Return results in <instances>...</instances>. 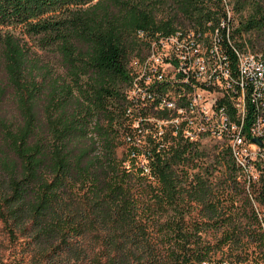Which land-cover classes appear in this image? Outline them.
<instances>
[{
  "label": "trees",
  "instance_id": "1",
  "mask_svg": "<svg viewBox=\"0 0 264 264\" xmlns=\"http://www.w3.org/2000/svg\"><path fill=\"white\" fill-rule=\"evenodd\" d=\"M229 4L242 16L236 27ZM229 4L0 0V28H21L64 71L45 69L17 39L0 35V219L12 241L21 235L34 247L38 264H213L218 252L214 264L264 260V212L254 209L249 193L257 185L230 147L218 146L203 166L199 144L174 136L170 113L152 109L171 127L162 141L135 168L119 154L127 110L144 128L143 105L130 102L126 91L134 89L132 58L151 42L193 30L206 42L220 35L228 45L229 35L234 46L264 54V0ZM250 123L248 117L245 129ZM254 199L264 206V184ZM210 230L221 234L214 242L203 236Z\"/></svg>",
  "mask_w": 264,
  "mask_h": 264
},
{
  "label": "built area",
  "instance_id": "2",
  "mask_svg": "<svg viewBox=\"0 0 264 264\" xmlns=\"http://www.w3.org/2000/svg\"><path fill=\"white\" fill-rule=\"evenodd\" d=\"M172 37L182 43L166 61L171 62L173 78L185 77L190 80V87L178 90L161 87L165 74H160V82H153V74H157L163 59L156 60L157 65L148 61L142 76L134 82L132 92L136 95L132 102L135 106L139 100L143 106L147 102L151 110H168L172 117L185 113V109L180 108L181 94H189L188 105L195 106V113L188 116L183 125H175L173 135L180 134L185 141L196 144L207 138L226 141L232 155L241 161V169L248 175L250 169L257 173L255 162L264 160V92H260V82H264L263 54L234 46L229 35L228 45L220 35H216L214 42H206V34H196L193 30L178 31L169 38ZM207 44H216L213 64L203 63ZM210 67H217L215 81H208ZM246 91H253V98H246ZM248 117L251 123L245 129ZM194 132H203V139L193 140ZM164 133L161 131L160 136ZM255 139L261 140L262 145L255 143ZM145 172L149 173V168Z\"/></svg>",
  "mask_w": 264,
  "mask_h": 264
},
{
  "label": "rangeland",
  "instance_id": "3",
  "mask_svg": "<svg viewBox=\"0 0 264 264\" xmlns=\"http://www.w3.org/2000/svg\"><path fill=\"white\" fill-rule=\"evenodd\" d=\"M226 2L229 4L230 0H226ZM228 10V17L231 18L232 21V26L236 27L239 19L242 17L241 15H237L233 12V5L229 4L227 7ZM249 11H245L244 12V16L248 15ZM182 27H187L182 25ZM186 29V28H185ZM0 35L2 37L5 36H11L15 39H17L19 41V43L21 45H23L29 55L32 56V58L36 59L38 62H41V65H43L45 67V69H48L50 66V70L52 72L55 73H59V74H63L64 71L61 70L58 66V64H56V56L54 55V53H52L49 50H42L40 47H38V44L34 41V39H30L28 36H26L24 34V31L21 28H0ZM173 36V35H172ZM252 35L247 36L250 37ZM171 37V36H170ZM182 41H179L174 39V37L172 38H160V39H156L155 41L151 42V47L148 50H144L142 54H140V56L137 57H133L129 68L131 70V75L133 77L134 82L136 80H139L140 77L142 76L143 72H144V68H145V63L147 61H149L151 64L157 65L156 60L158 59H163L161 62V66H160V70L165 74L166 79L169 81L172 80V77L174 76V73L172 72V69L170 68L171 62H168L166 60H170V58L172 57V55H174V53H176V50L179 48V44H181ZM245 50L247 52L250 53H261L263 54L262 51H259L257 49H252V47L249 46V44L246 45ZM264 55V54H263ZM54 73V74H55ZM142 85H146L144 83H142ZM173 94V92L171 93ZM134 95H136V93L132 92L131 87H129L126 91V96L127 99L132 102V99H134ZM138 97L139 94H137ZM145 112V115H143V121H144V131L143 133H140V130L138 129V125L140 124V119L139 116H137L136 114H133V112H130L129 110H127L126 112V116H125V120L123 121L122 124V133H126L123 140L125 145L119 150V154L120 156H123L127 159V161L125 162L126 165H128V167L131 168H135L138 167L139 165L144 163V154L143 152L145 150H147L148 148L151 147V145H153L154 143H159L162 141V138L160 136V132L161 131H168V126H170V124H167L165 122H158L160 120H156L155 118H153V116H151V109L150 106L148 105L147 102L144 103V106H142ZM5 111L8 112L9 114L13 113V108L10 104H6L4 107ZM168 129V130H167ZM126 130V132H125ZM175 136V135H174ZM200 148L203 150V152L205 153V156H203L200 160L201 164L204 166L205 164H208L206 162H208L209 160L213 159V157L215 155H217V153L221 150V146H226V142L225 141H216L213 139H205L203 141H200L199 143ZM129 146L135 147L134 150H136V152L134 153L135 155H128V148ZM221 147L220 149H218L217 147ZM133 149V148H132ZM211 158V159H210ZM256 165H259L260 168H257L256 170L258 171L256 173V171L253 170H249L250 171V175L247 176V181H251V183H256V188L254 192V188L250 190L249 193L250 197L252 198V203L254 206V209H256L257 212H264V206H262L260 204L259 201L255 200L254 197L256 195H259L260 191H261V186L264 184V160H258L255 162ZM224 171V167H221L219 169H216V172L214 173L213 176V181L216 182V179H218L217 177L219 175H223ZM196 172V170H192L190 171V173H194ZM134 175H139V173L136 172V174ZM143 175V174H141ZM261 180V181H260ZM263 180V181H262ZM155 186V183H153ZM222 185V184H221ZM249 187V184H248ZM220 193L222 190V188L220 187V189H217ZM228 194V191H226L223 195V197ZM225 203H227V201H225ZM241 204V203H240ZM195 215L192 214L190 216H187L186 220L189 221L190 219H194ZM259 218L261 219L262 222V231H263V238H264V215L260 214ZM220 233L216 234L214 233V231L210 230L207 234L204 233V237L207 236V239L210 241H215L214 238L216 237H220ZM255 248V246H250V250L251 252L253 251V249ZM34 247L31 246L28 242L26 238H23L21 235H18L16 237V239L14 241H12L9 237V234L5 228L4 223L2 222V220L0 219V264L3 262H15V264H38L37 261L34 259L35 253H34ZM221 254L220 252H218L214 258H213V264L214 262H217L221 259ZM44 264H52L50 262V260L45 259V261H43ZM207 264H211L209 262H206ZM57 264H67L66 260H63L62 262H57ZM246 264H254L253 261H249ZM261 264H264V260L261 261Z\"/></svg>",
  "mask_w": 264,
  "mask_h": 264
},
{
  "label": "bare ground",
  "instance_id": "4",
  "mask_svg": "<svg viewBox=\"0 0 264 264\" xmlns=\"http://www.w3.org/2000/svg\"><path fill=\"white\" fill-rule=\"evenodd\" d=\"M215 51H216V45L207 46V49L203 50V63L213 64V53ZM147 62L145 63V67L147 66ZM262 63H264L263 55H262ZM160 74H164V73L160 70V67H157V74H153V82H160ZM216 77H217V67H210V69L208 70V81H215ZM161 87H166V89L168 88L171 90H178L180 88H189L190 80H186L185 77H178V79L172 77V80L168 81L165 77L164 80H161ZM260 92H264V82H260ZM246 98H253V91H246ZM188 104H189V94H181L180 108L185 109V113H178L172 115V120L169 123L172 124L174 127L175 125H183L185 122L188 121V116L194 115L195 106ZM161 111H168V110H161ZM202 139H203V132L193 133V140H202ZM234 157L236 159L238 166L241 168V161H239V159H237L236 156Z\"/></svg>",
  "mask_w": 264,
  "mask_h": 264
},
{
  "label": "water",
  "instance_id": "5",
  "mask_svg": "<svg viewBox=\"0 0 264 264\" xmlns=\"http://www.w3.org/2000/svg\"><path fill=\"white\" fill-rule=\"evenodd\" d=\"M254 142L257 143L258 145H262V142L259 139H255Z\"/></svg>",
  "mask_w": 264,
  "mask_h": 264
}]
</instances>
